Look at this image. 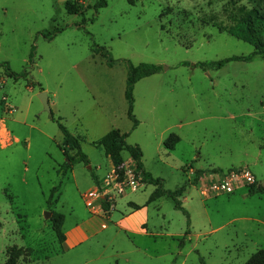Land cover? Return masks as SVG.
<instances>
[{"label":"rangeland","instance_id":"374dc122","mask_svg":"<svg viewBox=\"0 0 264 264\" xmlns=\"http://www.w3.org/2000/svg\"><path fill=\"white\" fill-rule=\"evenodd\" d=\"M71 1L82 5L81 15H68L57 0H0V264H245L264 251V195L250 196L247 188L201 194L202 176L233 168H248L264 186V61L192 67L251 54L252 46L208 19L226 23L231 1L264 14V0H107L97 14L98 0ZM54 32L52 41L44 38ZM127 63L159 67L134 87V130L124 98ZM6 68L26 77L9 78ZM41 89L50 113L38 99ZM50 114L81 140L89 164L75 165L74 179L60 175L66 160ZM113 129L129 134L127 144L139 146L144 169L165 190L187 186L179 199L187 215L163 197L147 204V237L120 230L128 202L146 204L155 187L128 189L138 181L123 152L130 162L124 191L117 190L110 160L93 144ZM96 175L111 189L88 210L83 196ZM56 214L67 231L98 219L89 229L97 235L66 249L52 229Z\"/></svg>","mask_w":264,"mask_h":264},{"label":"trees","instance_id":"16d2710c","mask_svg":"<svg viewBox=\"0 0 264 264\" xmlns=\"http://www.w3.org/2000/svg\"><path fill=\"white\" fill-rule=\"evenodd\" d=\"M64 5L68 15H81L83 13L82 5L78 1L72 2L71 0H67ZM106 7L107 0H98L94 4L93 9L97 14L100 9ZM223 13L226 14V23L217 19V16H210L208 22L216 27L219 31L226 33L238 41L252 46L254 48L253 52L247 56H234L220 61L196 63L192 67L199 68L202 71H219L225 65L231 62L248 64L253 62L255 59L264 61V14H259L255 10H247L244 7L238 6L234 1L229 2L227 6L223 8ZM55 33L56 32L53 34H48V36H45L44 38L47 41H52L54 39ZM98 49L100 52H104L103 57L106 59L107 66L112 67L114 60L110 57L105 48L100 47ZM180 66L187 67L189 64L182 63ZM6 71L7 76L14 80L26 77L25 71H23L21 74H15L8 68H6ZM158 72L159 67L151 64H139L137 66H133L132 64L127 63L126 65L124 98L127 102V118L132 122V130L138 126V121L133 115L134 87L141 80L152 77ZM40 91H42V89ZM50 115L52 121L57 124L58 130L62 137L61 148L66 162L60 168V175L65 177L75 165L83 164L84 166H87L89 163L86 155L81 150L80 138L71 134L66 129V127L61 124V119H54L52 114ZM128 136L129 134H124L119 130L113 129L98 141L93 143L94 146L100 148L104 155L110 160L117 183L123 182L125 178V170L123 168V152H126L134 164V178L137 179L140 184L153 185L155 187V190L150 195L147 204L153 203L163 197H168L174 202V208L176 210L182 211L184 215H187L182 209L179 201V199L185 193L187 186H181L174 191L165 190L164 183L161 179L153 178L150 173L146 172L142 163V151L137 145L127 144L126 140ZM69 152L72 153L69 154ZM92 179L94 184L98 186L96 177L92 176ZM59 188L60 185L50 191L47 200V208H51V205L54 201L55 203L57 202L55 195L58 193L59 196ZM247 189L248 195L250 196L264 195V186L261 187L259 184L249 186ZM129 207L134 211L140 210V207L134 204H130ZM101 209L104 213H109L110 206L106 202H102ZM63 224L64 216L58 214L53 216L52 229L59 244H63L65 241V235L62 229ZM200 264H204L202 260L200 261ZM245 264H264V251L260 250L255 253Z\"/></svg>","mask_w":264,"mask_h":264},{"label":"crops","instance_id":"0c3cea01","mask_svg":"<svg viewBox=\"0 0 264 264\" xmlns=\"http://www.w3.org/2000/svg\"><path fill=\"white\" fill-rule=\"evenodd\" d=\"M41 92V91H40ZM49 106L52 107L53 104L48 100ZM109 160V159H108ZM130 162V159H125L124 161H128ZM111 163V162H110ZM110 171L113 172V167L112 165H110ZM75 169L72 168L71 171L66 175V177H71L72 179L75 178ZM97 179V183L98 186L96 184H94L93 182V189L90 191H98L104 195H106L110 189H111V185L110 183H108V180L106 178V176L103 177H99V176H95ZM143 184H139V188L142 187ZM89 192V191H88ZM133 192H130L128 194H126V196L132 194ZM128 203L130 204H134L138 207H140V210L134 211L130 208V212L126 213V215L124 214L125 217H122V219H120L118 221V226L120 227V230L122 232H135V233H139L140 236H145L147 237L146 233H143L142 231V226L143 225H147L148 224V206L147 203L146 204H136L132 201H129ZM111 220V219H110ZM109 220V222H110ZM94 221H98V219H88V221L86 222H82V223H77L74 225V227L70 230H65L64 229V224H63V233L65 235V241L63 243V247H65L66 249H75L79 246H81L82 244L89 242L91 239H94V237L97 235V233H92L90 229L91 224L94 223ZM99 221H102L101 219H99ZM64 222H65V218H64ZM100 228H101V224H100ZM107 229V228H105Z\"/></svg>","mask_w":264,"mask_h":264},{"label":"built area","instance_id":"2783aa9c","mask_svg":"<svg viewBox=\"0 0 264 264\" xmlns=\"http://www.w3.org/2000/svg\"><path fill=\"white\" fill-rule=\"evenodd\" d=\"M122 184V182L116 183V188L119 192L124 191ZM138 184H140L139 181L137 183L133 180L129 183L128 189L136 191L139 187ZM255 184H257V180L248 168H233L224 173H211L202 176L201 194L211 198L221 195L228 196L234 194L238 189H244ZM99 194L100 192L98 191H89L84 194L83 201L88 210H93L98 204Z\"/></svg>","mask_w":264,"mask_h":264},{"label":"water","instance_id":"95a60500","mask_svg":"<svg viewBox=\"0 0 264 264\" xmlns=\"http://www.w3.org/2000/svg\"><path fill=\"white\" fill-rule=\"evenodd\" d=\"M59 3H65L67 0H57ZM38 99L39 101L41 102V104L43 105V108L46 112L50 113L51 110H50V106H49V103H48V98H47V93L44 92V91H41L39 94H38ZM88 169H90L88 167ZM49 214H47L46 216H48Z\"/></svg>","mask_w":264,"mask_h":264}]
</instances>
